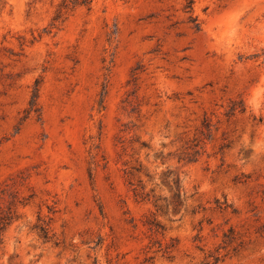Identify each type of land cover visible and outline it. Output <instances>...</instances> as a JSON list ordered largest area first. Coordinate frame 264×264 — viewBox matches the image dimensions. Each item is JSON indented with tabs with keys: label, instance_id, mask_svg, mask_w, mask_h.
Returning a JSON list of instances; mask_svg holds the SVG:
<instances>
[{
	"label": "rangeland",
	"instance_id": "1",
	"mask_svg": "<svg viewBox=\"0 0 264 264\" xmlns=\"http://www.w3.org/2000/svg\"><path fill=\"white\" fill-rule=\"evenodd\" d=\"M61 1L0 0V264H264V0Z\"/></svg>",
	"mask_w": 264,
	"mask_h": 264
},
{
	"label": "trees",
	"instance_id": "2",
	"mask_svg": "<svg viewBox=\"0 0 264 264\" xmlns=\"http://www.w3.org/2000/svg\"><path fill=\"white\" fill-rule=\"evenodd\" d=\"M94 1L95 0H62L60 5H59L57 17L60 18L62 15L73 10L78 5H83V6H86L89 8ZM193 2H194V0H189L188 6L191 7ZM38 90H39L38 87H36V89L33 93L32 103H36V100L38 98ZM190 159H192V157ZM176 183H177V188H176V191L174 193V197H176V199H180V197H181L180 184H178V181H176ZM158 199L159 198H157L155 200V206L158 209H160V208H162V205L159 204ZM154 224L158 226L157 223H154ZM233 233H234L233 228L230 229L229 233L228 232L224 233V237H225L224 242L226 243V245L229 242V240H231V237H232L231 234L233 235ZM216 260H219V256L216 257Z\"/></svg>",
	"mask_w": 264,
	"mask_h": 264
}]
</instances>
